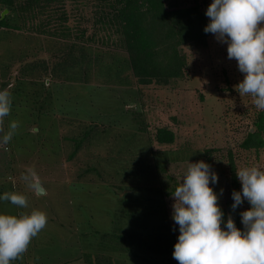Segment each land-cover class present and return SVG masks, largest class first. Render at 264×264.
<instances>
[{"label":"rangeland","instance_id":"374dc122","mask_svg":"<svg viewBox=\"0 0 264 264\" xmlns=\"http://www.w3.org/2000/svg\"><path fill=\"white\" fill-rule=\"evenodd\" d=\"M91 2L65 0L68 23L84 15L81 24L93 31ZM197 2L205 14L211 0ZM106 34L98 31L82 46L0 28V89L12 93L10 114L0 122V193H23L29 205L0 201V212L36 208L48 218L12 264H179L172 256L179 226L171 189L188 162H207L204 152L210 151L207 163L218 175L210 186L219 205L231 197L228 149L235 174L243 166L264 168V146L239 145L260 110L250 95L236 91L244 74L228 59L226 43L212 33L204 43H185L182 76L140 85L124 65L126 53L101 44ZM12 121L19 127L5 144ZM162 126L174 132L172 142L155 139ZM28 168L46 195L33 194L21 179ZM249 207L245 200L240 211Z\"/></svg>","mask_w":264,"mask_h":264},{"label":"clouds","instance_id":"9594fccd","mask_svg":"<svg viewBox=\"0 0 264 264\" xmlns=\"http://www.w3.org/2000/svg\"><path fill=\"white\" fill-rule=\"evenodd\" d=\"M205 14L210 19L204 31L227 44L228 59H235L244 74L236 91L240 96L250 95L255 107L264 110V0H211ZM11 107L12 93L0 89V122ZM18 127L17 121L10 123L3 143L11 141ZM236 176L242 187L232 191L231 208L235 210L245 200L250 204L240 213L242 229L231 215L224 220L218 194L210 186L218 182L211 165L204 160L188 162L181 182L171 192L172 219L179 226L172 256L179 264H264V168L243 166L236 169ZM21 179L33 194L46 195L33 168ZM0 201L18 208L29 206L26 195L15 191L0 193ZM47 219L46 212L36 208L19 214L0 212V264L21 259Z\"/></svg>","mask_w":264,"mask_h":264},{"label":"trees","instance_id":"16d2710c","mask_svg":"<svg viewBox=\"0 0 264 264\" xmlns=\"http://www.w3.org/2000/svg\"><path fill=\"white\" fill-rule=\"evenodd\" d=\"M64 1L0 0V11L7 10L0 17V28L48 34L78 42L82 46H88L98 31H106V36L99 38L101 44H112L126 53L124 65L130 68L140 85L168 84L182 76L185 66L182 45L204 43L209 34L204 31L207 19L197 0H193L190 5H178L170 0H91L93 31H89L88 24H81L86 18L84 15L78 16L81 18L80 23L78 20L74 25L68 23ZM72 1L83 5L90 2ZM40 16V20L33 21ZM112 33L118 37L112 39ZM253 125V130L247 131L239 143L242 149H259L264 146V110L257 112ZM155 139L160 143H170L174 140V132L166 126L158 127ZM227 154L230 170L228 182L232 193L233 190L239 191V187L230 149ZM204 155L206 161H210V151L206 150ZM232 203L231 196L220 205L224 220L231 215L236 226L242 229L240 205L233 210ZM221 226H224L223 223Z\"/></svg>","mask_w":264,"mask_h":264},{"label":"water","instance_id":"95a60500","mask_svg":"<svg viewBox=\"0 0 264 264\" xmlns=\"http://www.w3.org/2000/svg\"><path fill=\"white\" fill-rule=\"evenodd\" d=\"M6 9H4L1 13H0V17H3L4 13H6Z\"/></svg>","mask_w":264,"mask_h":264}]
</instances>
